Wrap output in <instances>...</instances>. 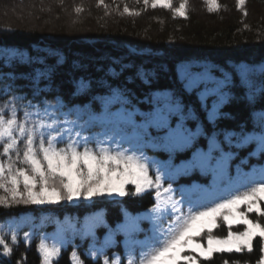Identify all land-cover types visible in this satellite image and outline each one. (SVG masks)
Wrapping results in <instances>:
<instances>
[{
	"label": "trees",
	"instance_id": "1",
	"mask_svg": "<svg viewBox=\"0 0 264 264\" xmlns=\"http://www.w3.org/2000/svg\"><path fill=\"white\" fill-rule=\"evenodd\" d=\"M7 1L18 9L4 5L5 15L13 14L20 25H4L2 20L10 22L0 13V104L15 97L18 117L23 119L24 105L30 101L35 107L29 111L39 109L34 119L56 121V127L65 133L58 147H65L69 140L87 139L86 146L94 151L99 147L118 150L117 145L135 150L152 165L149 175L153 179L157 172L164 174L163 187L171 184L175 196L183 195L187 200L200 194L202 188L219 184L211 177L216 160L205 170L182 171L172 179L168 174L180 168L182 161L192 159L197 148L207 152V137L213 130L260 131L264 117V0H244L243 5L239 0H217L219 7L211 11L206 0H187L185 17L171 9L153 8L142 0H102L103 5L96 0ZM177 1L172 3L178 6ZM75 4L86 11L77 15L72 8ZM44 6L51 9L48 19L52 13L58 16L68 10L75 15L73 23L69 28L26 26L24 19L41 15L39 7ZM195 9L202 12L201 17ZM37 69L53 72L34 81L32 75ZM225 76L231 81L226 89L231 99L221 108L226 115L214 129L201 108L203 84L191 89L185 85L189 79L222 80ZM81 79L89 87L78 91ZM108 85L123 89L126 101H117ZM162 92L174 94L185 115L193 109L205 133L196 137L192 147L173 154L155 139L163 133L149 128L150 136L143 135L141 128L144 114L152 110V97ZM214 99L207 100L209 107ZM45 108L50 115L44 114ZM69 110L71 114L66 116ZM170 119L174 127L180 117ZM196 124L195 119L185 120L193 132L197 131ZM83 148L81 143L78 150ZM224 151L230 153V160L225 158L229 161L225 181L237 179L239 190L250 183L245 180L250 171L264 174V152L255 141L240 148L225 146ZM125 191L127 194L118 199L99 197L91 203L0 206V234L11 249L5 254L0 245V264H43L39 251L42 241L60 249L53 264H76L73 252L83 264H104L105 259L112 264L114 258L128 264L126 243H131V253L138 257L140 248L135 242L145 241L152 234L154 223L140 215L155 205V192L150 189L135 194L131 184ZM0 195L4 193L0 191ZM259 207L264 209V201ZM239 210L246 211V206ZM247 215L264 223L256 212ZM243 228L242 224L233 225V231ZM12 232L17 235L15 242ZM213 234L227 235V227L221 224ZM194 256L198 264H258L264 258V238L254 237L251 251L245 248L237 252L234 248L214 252L207 259Z\"/></svg>",
	"mask_w": 264,
	"mask_h": 264
},
{
	"label": "snow or ice",
	"instance_id": "2",
	"mask_svg": "<svg viewBox=\"0 0 264 264\" xmlns=\"http://www.w3.org/2000/svg\"><path fill=\"white\" fill-rule=\"evenodd\" d=\"M144 2L147 4L148 0ZM206 2L210 11L219 7L217 0ZM158 4L163 8H171L172 0H152L153 8ZM239 4L243 5L244 0H239ZM186 5L187 0H183L174 9V14L185 17ZM76 11L79 12L80 9L77 8ZM127 11L125 8V12ZM52 72L53 69H37L32 79L38 81L41 77H50ZM185 78L188 79L187 76ZM201 84L204 87L203 92L199 93L201 108L205 119L215 129L217 121L226 115L221 112V108L231 99L230 90H226L231 81L227 76L222 80L189 79L185 87L191 89L194 85L199 87ZM88 87L89 83L81 79L77 90ZM108 88L117 101H126L123 89L113 88L112 85H108ZM209 97L216 98L210 107L207 104ZM15 99L14 97L13 100H5L0 104V191L4 193L0 195V206L3 208L53 204L81 197L91 199L105 193L125 196V186L128 184L135 186V194L155 188L157 204L151 211L157 213V216L153 218L152 234L145 241L135 242L140 248L138 257L130 255L128 264H178L180 260L185 264H196L195 256H181L184 249L200 251L207 259L214 252L232 251L233 248L237 252L245 248L251 251L253 238L257 235L264 238V223L250 220L247 215L256 212L259 217L264 218V209L259 207L264 201V174L258 181L244 185L243 191H231L218 200L209 199L207 203H203L199 199L186 200L183 195L177 200L174 199L171 184L163 187L159 172L154 179L149 175L152 165L142 153L137 155L135 150L123 149L119 145L118 150L99 147L94 151L86 146L87 139L69 140L65 147H58L63 142L65 133L56 127V121L46 123L43 119H34L39 115V109L35 113L29 111V108L35 107L30 101L24 105L23 119H20ZM152 105V110L144 114L146 119L141 125L143 135L150 136L149 128L163 133L155 139L162 141L161 147L170 154L192 147L198 135H205L198 115L191 108L185 115L184 106L174 94L159 93L152 97ZM59 106L63 107L62 104ZM44 114L50 115L47 108ZM70 114L71 110L65 113L66 116ZM173 115L180 117L174 127L170 119ZM187 119L197 121L196 132L185 125ZM67 131L70 133L71 129ZM207 139L208 151L197 148L184 168H177L175 173L168 174L169 179L182 171L211 168L213 160L219 165L230 155L224 151L225 146L240 148L255 141L259 150L264 152V117L258 133L248 132L244 128L239 131L220 129L213 130ZM81 143L84 145L83 151L78 150ZM214 153H220V156L216 157ZM241 205L246 206V211L239 210ZM185 206L187 211L184 210ZM221 224L227 227V235H214L213 229ZM234 224L244 225L243 230L233 231ZM11 239L13 242L17 240L15 232L11 233ZM201 239L206 241V247L199 242ZM0 245L5 254L11 253L3 234H0ZM39 251L43 264H53V258L60 254L58 247H49L43 241L39 245ZM72 259L76 264H83L75 252L72 253ZM104 264H109V261L105 259ZM112 264H121V261L114 258ZM258 264H264V258Z\"/></svg>",
	"mask_w": 264,
	"mask_h": 264
},
{
	"label": "rangeland",
	"instance_id": "3",
	"mask_svg": "<svg viewBox=\"0 0 264 264\" xmlns=\"http://www.w3.org/2000/svg\"><path fill=\"white\" fill-rule=\"evenodd\" d=\"M142 1H144V0H142ZM177 2H178V6L176 4H174V2H173L171 8H165V9L168 10V11H169V9H171V10L174 11V9L176 8V6L179 7L180 3H182L183 1L182 0H179ZM96 3L99 4V5H100V3L102 5L104 4L100 0H96ZM147 4H149L150 6H152V0H148V3ZM4 5H8L10 9H12V7L13 8L15 7L10 1H7V0H3L2 2L0 1V13L2 15H5L6 14L5 11H4ZM159 6L160 5L158 4L157 7H159ZM72 8H73V12L76 13L77 15H82V13L86 11V10H83L84 9V6L82 7L81 4H75L74 6H72ZM77 8L80 9L79 12L76 11ZM85 8H86V6H85ZM15 9H18V8L15 7ZM50 10L51 9L48 8V7H46V6L39 7V11H41L42 14L41 15H37V16H33V17H29L27 19L25 18L24 19V23H26V26L36 25V26H40V27H42V26L44 27L45 26L46 28H49V27L51 28L54 25H57V26L58 25H62V27H64V28H69V26H71V23H73V17L75 15L74 14H71V13H68V10L67 11H64V12H61L58 16H54L53 13H52L51 18L48 19V15L51 14V13H49ZM159 10H163V9H159ZM194 12L197 14V16H200L201 17V14H202L201 11H198L197 9H195ZM261 12L264 14V8H263V10ZM138 13H140V12H138ZM6 15L4 16V18L7 20V22H10V23L6 24V22L4 20H2L4 25H13V24L20 25V19L19 18L14 17L13 14H11L9 16H6ZM244 16H245V14H244ZM151 189H154L155 190V188H151ZM99 197H105V198H110V199H118L121 196H119V195H117L115 193H113L112 195H108L107 193H105L104 195L95 196V197H92L91 199H84V198L81 197V198H74L71 201L62 200V201H60L58 203H61V204H78V203H81V202L91 203L92 201H94L96 198H99ZM202 202L203 203H206L204 201H202ZM144 216L146 218L150 219V220H153V218L155 216H157V213L152 212L151 210H149V211H147L145 213ZM199 242L206 247V241L205 240H202L201 239V240H199ZM185 251H189L190 252L191 249L190 248L184 249L182 251V253H181V256H188V255H186V254H188V252H185ZM194 253H196L198 255H201L200 254V251H197V252H194ZM182 261L183 260L178 261V264H181ZM196 264H197V262H196Z\"/></svg>",
	"mask_w": 264,
	"mask_h": 264
}]
</instances>
